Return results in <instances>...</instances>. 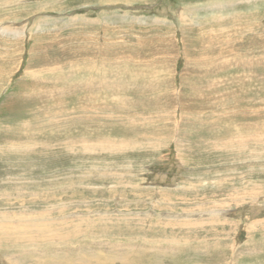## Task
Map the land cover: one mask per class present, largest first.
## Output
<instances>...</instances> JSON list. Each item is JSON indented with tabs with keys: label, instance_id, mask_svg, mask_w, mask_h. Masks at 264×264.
I'll use <instances>...</instances> for the list:
<instances>
[{
	"label": "rangeland",
	"instance_id": "1",
	"mask_svg": "<svg viewBox=\"0 0 264 264\" xmlns=\"http://www.w3.org/2000/svg\"><path fill=\"white\" fill-rule=\"evenodd\" d=\"M263 29L264 0H0V264H264Z\"/></svg>",
	"mask_w": 264,
	"mask_h": 264
},
{
	"label": "bare ground",
	"instance_id": "2",
	"mask_svg": "<svg viewBox=\"0 0 264 264\" xmlns=\"http://www.w3.org/2000/svg\"><path fill=\"white\" fill-rule=\"evenodd\" d=\"M263 30H264V29H263ZM84 39H85V38H84ZM92 69H93V68H92ZM117 69H118V68H117ZM108 70H109V69H108ZM95 73H96V72H95ZM95 73H94V74H95ZM105 74H106V73H105ZM105 74H104V76H107V75H105ZM93 77H95V76H93ZM107 77H108V76H107ZM106 79L108 80L109 78H106ZM104 84H105V82H104ZM65 85H66V84H65ZM60 86H61V85H60ZM102 86H103V85H102ZM105 87H106V86H105ZM43 88H44V87H43ZM43 88H42V89H43ZM90 88H91V87H90ZM107 88H108V87H107ZM51 89H52V88H51ZM34 91H35V90H34ZM18 95H19V94H18ZM39 97H40V96H39ZM107 97H108V96H107ZM121 98H122V97H121ZM39 99H40V98H39ZM92 101H93V100H92ZM107 101H108V100H107ZM94 102H95V101H94ZM123 103H124V102H123ZM61 110H62V109H61ZM209 111H210V110H209ZM214 111H215V110H214ZM224 111H225V110H224ZM215 114H216V113H215ZM224 114H225V113H224ZM218 115H219V114H218ZM116 116H117V115H116ZM181 117H182V115H181ZM209 121H210V120H209ZM174 129H175V128H174ZM235 129H236V128H235ZM146 130H147V129H146ZM254 130H255V128H254ZM259 131H260V130H259ZM254 132H255V131H254ZM259 134H260V133H259ZM262 134H263V133H262ZM263 136H264V135H263ZM251 138H252V137H251ZM262 138H263V137H262ZM64 140H65V139H64ZM259 140H260V139H259ZM240 141H241V140H240ZM231 142H233V140H232ZM234 142H235V140H234ZM231 144H232V143H231ZM225 145H226V144H225ZM88 146H89V145H88ZM92 146H93V145H92ZM96 146H97V145H96ZM90 147H91V146H90ZM236 147H237V146H236ZM232 149L235 150L236 148H232ZM203 150H204V149H203ZM237 151H238V150H237ZM210 156H211V155H210ZM225 186H226V185H225ZM221 188H222V187H221ZM235 188H236V187H235ZM145 193H146V192H145ZM234 193H235V192H234ZM251 193H252V192H251ZM229 195H231V194H229ZM250 195H251V194H250ZM251 196H252V195H251ZM235 197H236V196H235ZM230 198H231V197H230ZM238 198H239V197H238ZM248 198H249V197H248ZM250 198H251V197H250ZM219 199H220V198H219ZM228 199H229V198H228ZM241 199H243V198H241ZM247 200H248V199H247ZM252 200H253V199H252ZM238 201H239V200H238ZM242 201H244V200H242ZM201 202H203V201H201ZM230 202H231V201H230ZM253 202H254V201H253ZM259 203H260V202H259ZM183 204H185V203H183ZM195 204H196V203H195ZM195 204H194V205H195ZM251 204H252V203H251ZM219 205H220V204H219ZM183 206H184V205H183ZM223 206H224V205H223ZM263 206H264V205H263ZM186 207H187V206H186ZM192 207H193V206H192ZM196 207H197V206H196ZM206 207H207V206H206ZM225 207H226V206H224V209H225ZM207 208H208V207H207ZM220 208H221V206H220ZM196 209H197V208H196ZM202 209H203V208H202ZM202 209H201V210H202ZM218 209H219V208H218ZM184 210H185V209H184ZM203 210H204V209H203ZM208 211H209V210H208ZM183 212H184V211H183ZM185 212H186V211H185ZM204 212H205V211H204ZM219 212H220V211H218V213H219ZM169 213H170V212H169ZM193 213H194V212H193ZM193 213H191V214L193 215ZM103 214H104V212H103ZM149 214H150V213H149ZM167 214H168V213H167ZM167 214H166V215L164 214V215H165L166 217H168ZM171 214H173V213H171ZM181 214H182V213H181ZM187 214H188V213H187ZM187 214H186V215H187ZM207 214H208V213H207ZM227 214H228V213H227ZM233 214H234V213H233ZM202 215H203V214H202ZM224 215H226V214H224ZM229 215H230V213H229ZM161 216H162V215H161ZM178 216H179V215H178ZM178 216H177V217H178ZM182 216H184V215H182ZM206 216H207V215H206ZM216 216H217V214H216ZM135 217H136V216H135ZM138 217H139V216H138ZM162 217H163V216H162ZM207 217H209V216H207ZM207 217H205V218H207ZM32 218H34V217H32ZM179 218H180V216H179ZM184 218H186V217H184ZM195 218H196V217H195ZM205 218H204V219H205ZM210 218H212V217H210ZM222 218H223V217H222ZM159 219H160V218H159ZM171 219H173V218H171ZM190 219H191V218H190ZM202 219H203V218H202ZM224 219H226V218H224ZM253 219H254V218H253ZM21 220H22V219H21ZM174 220H175V219H174ZM191 220L194 221V219H191ZM208 220H209V219H208ZM211 220H212V219H211ZM213 220H214V219H213ZM217 220H218V219H217ZM226 220H227V219H226ZM232 220H233V219H232ZM254 220H255V219H254ZM146 221H147V220H146ZM172 221H173V220H172ZM198 221H199V220H198ZM221 221H222V220H221ZM224 221H225V220H224ZM250 221H252V220H250ZM148 222H149V221H148ZM150 222H151V221H150ZM188 222H189V220H188ZM206 222H207V221H206ZM215 222H216V219H215ZM219 222H220V221H219ZM144 223H145V222H144ZM144 223H143V224H144ZM157 223H159V222H157ZM161 223H162V222H161ZM195 223H196V222H195ZM195 223H194V224H195ZM202 223H203V222H202ZM208 223H209V222H208ZM91 224H94V223H91ZM152 224H154L153 226L157 225V224H155L154 222H153ZM170 224H171V223H170ZM182 224H183V223H182ZM186 224H187V223H186ZM191 224H193V223H191ZM194 224H193V225H194ZM162 225H163V224H162ZM200 225H201V224H200ZM149 226H150V225H148V227H149ZM160 226H161V224H160ZM163 226H164V225H163ZM163 226H162V228H163ZM254 226H255V225H254ZM188 227H189V226H188ZM210 227H211V226H210ZM185 228H186V227H185ZM192 228H194V227H192ZM198 228H199V227H198ZM205 228H206V227H205ZM148 229H149V228H148ZM153 229H154V228H153ZM153 229H152V230H147V231H152V232H155V231H156V232H157L158 227L155 228V229H157V230H155V231H153ZM160 229H161V228H160ZM179 229H180V228H179ZM201 229H202V228H201ZM187 230H188V229H187ZM205 230H207V228H206ZM221 230H222V229H221ZM147 231L143 230V232H147ZM194 231H195V230H194ZM196 231H198V230H196ZM203 231H204V230H203ZM207 231H209V230H207ZM243 231H245V230H243ZM143 232H142V233H143ZM156 232H155V233H156ZM159 232H160V231H159ZM190 232H191V231H190ZM209 232H210V231H209ZM199 233H200V232H199ZM211 233H213V232H211ZM138 234H139V232H138ZM140 234H141V232H140ZM194 234H195V233H194ZM203 234H205V233H203ZM237 234H238V233H237ZM247 234H248V232H247ZM141 235H142V234H141ZM186 235H187V234H186ZM252 235H253V234H252ZM137 236H138V235H137ZM147 236H148V235H147ZM151 236H152V235H150V238H151ZM165 236H166V235H165ZM178 236H179V235H178ZM191 236H192V235H191ZM197 236H198V235H197ZM205 236H206V237H205ZM138 237H140V236H138ZM144 237H145V236H144ZM182 237H183V236H182ZM189 237H190V235H189ZM204 237H205V239H206V238H207V234L204 235ZM204 237H203V238H204ZM261 237H262V236H261ZM140 238H141V237H140ZM140 238H139V240H140ZM142 238H143V237H142ZM145 238H146V237H145ZM152 238H153V237H152ZM158 238H159V237H158ZM162 238H163V237H162ZM164 238H165V237H164ZM183 238H184V237H183ZM187 238H188V237H187ZM194 238H195V237H194ZM198 238H200V237H198ZM203 238H201V240H202ZM246 238H247V237H246ZM143 239H144V238H143ZM159 239H160V238H159ZM159 239L156 240V241H158V243H159ZM169 239H170V238H169ZM215 239H216V238H215ZM146 240H147V239H146ZM166 240H167V239H166ZM173 240H174V239H173ZM175 240H177V239H175ZM178 240H180V239H178ZM258 240H259V239H258ZM258 240H257V241H258ZM141 241H142V240H141ZM147 241H148V240H147ZM153 241H154V239H153ZM180 241H181V240H180ZM182 241H183V240H182ZM199 241H200V240H199ZM202 241H203V240H202ZM202 241H200V243H201ZM204 241H205V240H204ZM210 241H211V240H210ZM143 242H144V241H143ZM151 242H152V241H151ZM252 242L255 243V240L252 241ZM161 243H162V242H161ZM165 243H166V242H165ZM172 243H173V242H172ZM202 243H203V242H202ZM145 244H146V242H145ZM147 244H148V243H147ZM156 244H157V243H156ZM156 244H155V245H156ZM174 244H175V243H174ZM192 244H193V243H192ZM129 245H130V244H129ZM175 245H176V244H175ZM177 245H178V244H177ZM177 245H176V247H177ZM181 245H182V244H181ZM183 245H184V244H183ZM183 245H182V246H183ZM231 245H232V244H231ZM139 246H140V245H139ZM147 246H148V245H147ZM149 246H150V244H149ZM152 246H154V245H152ZM194 246H195V245H194ZM197 246H198V241H197ZM141 247H142V246H141ZM154 247H155V246H154ZM157 247H158V246H157ZM157 247H155V248H157ZM167 247H168V246H167ZM172 247H173V246H172ZM184 247H185V246H184ZM190 247H191V246H190ZM190 247H189V249H190ZM146 248H148V247H146ZM146 248H145V249H146ZM150 248H151V247H150ZM163 248H164V247H163ZM180 248H182V247H180ZM186 248H187V247H186ZM195 248H196V247H195ZM128 249H129V248H128ZM131 249H132V247H131ZM142 249H143V248H142ZM148 249H149V248H148ZM159 249H160V248H159ZM164 249H165V248H164ZM178 249H179V248H178ZM184 249H185V248H184ZM189 249L187 248V250H189ZM157 250H158V249H157ZM232 250H233V248H232ZM246 250H247V249H246ZM246 250H245V251H246ZM261 250H262V249H261ZM134 251H135V250H134ZM136 251H137V250H136ZM141 251H142V250H141ZM145 251H146V250H145ZM147 251H148V250H147ZM154 251H156V249H155ZM181 251H182V250H181ZM183 251H184V250H183ZM249 251H251V250H248L247 252H249ZM104 252H105V251H104ZM138 252H139V251H138ZM165 252H166V251H165ZM179 252H180V251H179ZM179 252H178V253H179ZM191 252H192V251H191ZM197 252H198V251H197ZM233 252H234V251H233ZM236 252H237V251H236ZM251 252H252V251H251ZM253 252H254V251H253ZM117 253H118V252H117ZM171 253H173V252H171ZM178 253H177V254H178ZM230 253L232 254V252H230ZM245 253H246V252H245ZM113 254H114V253H113ZM138 254H139V253H138ZM145 254H146V253H145ZM153 254H154V253H153ZM184 254H185V253H184ZM193 254H194V253H193ZM197 254H198V253H197ZM249 254H250V253H249ZM142 255H143V253H142ZM149 255H151V254H149ZM156 255H157V254H156ZM178 255H179V254H178ZM232 255H234V254H232ZM147 256H148V254H147ZM153 256H154V255H153ZM159 256H161V254H159ZM229 256H230V255H229ZM107 257H108V256H107ZM227 257H228V256H227ZM230 257H231V256H230ZM230 257H229V258H230ZM241 257H242V256H241ZM243 257H244V256H243ZM245 257H246V256H245ZM248 257H249V256H248ZM248 257H247L246 259H248ZM255 257H256V256H255ZM121 258H122V257H121ZM201 258H202V257H201ZM229 258H228V259H229ZM252 258H253V256H252ZM257 258H258V257H257ZM115 259H116V258H115ZM160 259H161V258H160ZM198 259L200 260V258H198ZM226 259H227V258H226ZM228 259H227V260H228ZM234 259H235V257H234ZM242 259H243V258H242ZM246 259H244V260H246ZM134 260H135V259H134ZM136 260H137V258H136ZM199 260H198V261H199ZM248 260H249V259H248ZM248 260H247V261H248ZM137 261H138V260H137ZM137 261H136V262H137ZM144 261H145V260H144ZM201 261H202V260H201ZM228 261H229V260H228ZM235 261H236V259H235ZM251 261H252V260H251ZM136 262H135V263H136ZM139 262H140V261H139ZM128 263H129V262H128ZM176 263H177V262H176ZM228 263H229V262H228ZM193 264H194V263H193ZM197 264H200V263H197ZM233 264H235V263H233ZM247 264H249V263H247ZM256 264H259L258 261H257Z\"/></svg>",
	"mask_w": 264,
	"mask_h": 264
}]
</instances>
